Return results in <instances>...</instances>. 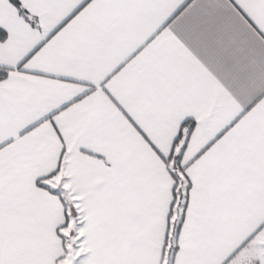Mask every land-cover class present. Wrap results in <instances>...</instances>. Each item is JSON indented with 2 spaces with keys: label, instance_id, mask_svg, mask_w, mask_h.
<instances>
[{
  "label": "snow or ice",
  "instance_id": "1",
  "mask_svg": "<svg viewBox=\"0 0 264 264\" xmlns=\"http://www.w3.org/2000/svg\"><path fill=\"white\" fill-rule=\"evenodd\" d=\"M0 264H264V0H0Z\"/></svg>",
  "mask_w": 264,
  "mask_h": 264
}]
</instances>
